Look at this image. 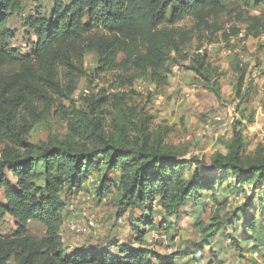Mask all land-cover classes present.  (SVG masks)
Masks as SVG:
<instances>
[{
    "label": "trees",
    "instance_id": "obj_1",
    "mask_svg": "<svg viewBox=\"0 0 264 264\" xmlns=\"http://www.w3.org/2000/svg\"><path fill=\"white\" fill-rule=\"evenodd\" d=\"M237 1L247 9L264 5V0ZM21 5L22 0H0V189L5 200L0 204V219L10 216L17 225L14 234L0 233V264H8L10 258L14 264H172L153 251L131 247L120 249L122 257L107 251L66 253L60 233L66 208L62 192H80L88 177L101 172L104 164L117 177L118 215L136 206L149 213V218L132 225L134 243L142 246L146 234L160 226L151 218L156 197L166 213L177 214L187 203L194 206L202 192L213 191L225 173L234 174L241 184L263 178L264 160L243 157L242 136L234 128L231 141L226 142L228 153L216 155L210 163L217 174L224 175L213 177L196 169L187 175V164L197 159L184 160L158 129L150 128L149 117L128 108L132 133L123 124L104 134L99 121L87 120L64 102L76 90L88 52L97 55L95 73L113 78L107 82L114 92L99 97L100 105L111 98L112 107L122 103L125 95L115 91L148 73L156 82L165 81L172 53L179 54L195 34L215 40L219 18L229 13L227 3L54 0L45 23L30 22L37 38L26 53L8 44V20ZM185 19L193 21L192 28L181 25ZM247 22V35L257 36L258 28L264 29L260 17L249 15ZM236 70L240 89L244 70L238 66ZM46 116L66 123V138L60 144L28 142L34 125ZM98 155L105 160L96 159ZM6 172L14 181L7 179ZM30 221L45 227L44 239L26 234Z\"/></svg>",
    "mask_w": 264,
    "mask_h": 264
},
{
    "label": "rangeland",
    "instance_id": "obj_2",
    "mask_svg": "<svg viewBox=\"0 0 264 264\" xmlns=\"http://www.w3.org/2000/svg\"><path fill=\"white\" fill-rule=\"evenodd\" d=\"M225 2L229 13L219 18L220 30L212 37L215 40L209 41L207 34H195L179 54L172 53L165 81L156 82L148 73L134 79L130 87L115 91L125 95L122 103L112 107L111 98L100 105L99 97L114 92L107 82L113 78L95 73L97 55L88 52L83 61L84 73L64 104L87 120L99 121L104 134L123 124L132 133L133 126L127 122L128 108L149 117L150 128L158 129L165 143L177 149L184 160L197 159L187 164V175L194 169L213 177L224 175L217 174L210 163L216 155L228 153L226 142L231 141L234 128L242 136L243 157L264 160V29L258 28L257 36L246 34L249 15L264 22V5L247 9L237 0ZM53 3L54 0H22L19 12L8 20V44L29 52L31 40L37 38L30 22L39 19V23H45ZM181 25L190 29L193 21L185 19ZM236 66L244 70L240 89ZM67 132L64 121L46 116L34 125L27 140L33 144H60ZM96 159L104 161L105 157L98 155ZM6 176L14 181L9 172ZM236 179L234 174L225 173L213 191L202 192L194 206L187 203L177 214L166 213L156 197L151 218L160 226L148 232L140 246L134 243L132 225L149 218V213L136 206L118 215L117 177L103 164L102 171L92 173L80 192H62L66 203L60 230L64 250L94 254L107 251L122 257L120 249L131 247L153 251L172 264H264V177L244 184L236 183ZM102 183L106 185L99 195ZM3 202L0 189V204ZM73 224L80 230L71 229ZM16 230L13 218L0 219V233L11 235ZM26 234L44 239L45 227L30 221ZM253 251L258 252L257 258L251 257ZM8 264H14L13 258Z\"/></svg>",
    "mask_w": 264,
    "mask_h": 264
},
{
    "label": "built area",
    "instance_id": "obj_3",
    "mask_svg": "<svg viewBox=\"0 0 264 264\" xmlns=\"http://www.w3.org/2000/svg\"><path fill=\"white\" fill-rule=\"evenodd\" d=\"M214 119L217 120V121H221V118L219 116H215ZM71 229L80 230V227H79V225L73 224V225H71ZM257 256H258V252L257 251L251 252V257L257 258Z\"/></svg>",
    "mask_w": 264,
    "mask_h": 264
}]
</instances>
